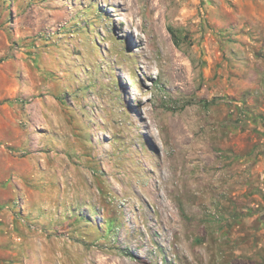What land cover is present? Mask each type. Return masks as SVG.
<instances>
[{"label": "rangeland", "instance_id": "rangeland-1", "mask_svg": "<svg viewBox=\"0 0 264 264\" xmlns=\"http://www.w3.org/2000/svg\"><path fill=\"white\" fill-rule=\"evenodd\" d=\"M0 264H264V0H0Z\"/></svg>", "mask_w": 264, "mask_h": 264}, {"label": "bare ground", "instance_id": "bare-ground-1", "mask_svg": "<svg viewBox=\"0 0 264 264\" xmlns=\"http://www.w3.org/2000/svg\"><path fill=\"white\" fill-rule=\"evenodd\" d=\"M157 200V199H156Z\"/></svg>", "mask_w": 264, "mask_h": 264}]
</instances>
